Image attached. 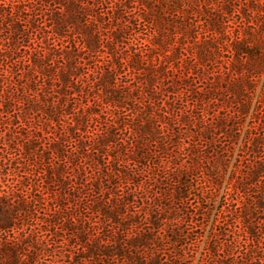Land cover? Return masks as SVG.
Returning <instances> with one entry per match:
<instances>
[{
  "label": "trees",
  "instance_id": "obj_1",
  "mask_svg": "<svg viewBox=\"0 0 264 264\" xmlns=\"http://www.w3.org/2000/svg\"><path fill=\"white\" fill-rule=\"evenodd\" d=\"M254 100L198 264H264V0H0V264H193Z\"/></svg>",
  "mask_w": 264,
  "mask_h": 264
},
{
  "label": "rangeland",
  "instance_id": "obj_2",
  "mask_svg": "<svg viewBox=\"0 0 264 264\" xmlns=\"http://www.w3.org/2000/svg\"><path fill=\"white\" fill-rule=\"evenodd\" d=\"M258 93H259V89L257 91V95ZM255 107H256V100H254L252 104V107L249 112L250 114L244 120L245 126L240 136L239 143L236 147V151L233 154V157L229 163L228 168L226 169V172L219 181L218 189L213 194L207 195L205 198L201 197V199H199L193 196L190 200V203L192 205L190 211H196L199 208V213L201 214L199 218H197L200 228H196L194 231L195 237L196 236L200 237V242L198 243L197 254L193 264H198V260L201 257L202 253H204V251L206 252V249H208V247L211 245L214 235H217L218 241L222 242L225 239H228L223 236L224 233L228 237L231 236L232 233L236 231L235 226L231 224L233 219L231 218L226 219L225 217H223L222 208L224 206V196L228 188L227 186L231 180V176L233 174L235 165L237 163L239 148L242 145V141L247 131V126L249 125L252 115L254 114ZM37 125H39V129H41V131H44V129H46L47 127L44 124H40V123H37ZM35 177L37 178V176ZM31 178L35 179L34 176ZM69 249L70 248L67 247L66 249H64L65 250L63 252L64 256L68 254L67 250L69 251ZM82 256L84 255L83 254H76L74 256L71 255V260L74 258L73 259L74 264H78V262H81ZM57 258L59 257L56 256L55 258L56 261H59V259ZM47 260L48 261L46 262H50L52 259L47 258Z\"/></svg>",
  "mask_w": 264,
  "mask_h": 264
}]
</instances>
